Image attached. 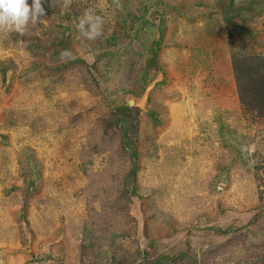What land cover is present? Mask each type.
Segmentation results:
<instances>
[{"label":"rangeland","instance_id":"1","mask_svg":"<svg viewBox=\"0 0 264 264\" xmlns=\"http://www.w3.org/2000/svg\"><path fill=\"white\" fill-rule=\"evenodd\" d=\"M98 1L110 28L95 40L72 29L64 37L72 57L62 68L48 52L33 55L23 35L0 28V68L13 67L8 88L0 73V264H108L115 248L133 253L140 241L152 260L184 250L187 239L195 264H235L232 235L207 229L244 226L264 188V170L254 168L264 166V126L240 114L232 78L242 45L263 52L261 27L248 13L207 8L212 0H199L203 8L193 0ZM194 7L201 14L190 17ZM122 19L129 24H115ZM229 20L249 23L253 40L227 27ZM236 31L244 43L233 42ZM113 32L116 43L107 46ZM29 33L43 45L38 30ZM150 50L159 70L149 67L144 76ZM142 86L136 196L127 215L146 237L118 238L112 250L95 237L103 247L93 246L84 223L101 204L89 203L81 145L125 91L135 96ZM123 161L116 157V165ZM102 165L97 159L92 168ZM239 233L264 246V216Z\"/></svg>","mask_w":264,"mask_h":264},{"label":"trees","instance_id":"2","mask_svg":"<svg viewBox=\"0 0 264 264\" xmlns=\"http://www.w3.org/2000/svg\"><path fill=\"white\" fill-rule=\"evenodd\" d=\"M198 2L199 0H193L194 5L198 8H203L202 2ZM31 3L32 0H28V4L31 5ZM216 5L217 7L219 6L218 10L226 13L231 11H237L239 15L248 13L250 19L257 20L256 22L261 27L259 30L264 39V0H212L211 4L207 5V8L213 9L216 8ZM42 7L45 9L46 15L41 18L39 23L33 25L30 22L28 24L23 34V40H25L28 50L33 55L41 50L48 52L61 68L64 66L62 62L65 59L61 58V52L66 50L67 45V40L64 37L74 28L77 29V32H80L77 25L86 13L101 18L103 21L101 31H106L110 28L106 15L100 9L101 6L98 0H44ZM186 11L190 17L201 14L195 7ZM142 18H145V14ZM41 22H46L47 26L44 27ZM124 23L126 26L129 24L125 19H122L121 22L116 20L115 24L122 26ZM225 24L227 27L233 25L230 27L231 29L235 30L238 28V30L243 31L248 40H253L255 33L249 23L237 25L229 20ZM29 30H38L44 36L43 45H40V39L30 35ZM4 33L6 37V32L2 34L4 35ZM49 34L52 35L46 38ZM127 34L125 33V35ZM234 35L233 42H237V39L240 44L244 43V37L239 34V31H236ZM15 36L18 37V34H15ZM229 38H231V35H229ZM116 39L115 32L110 33L108 37H105V44L107 46L115 45ZM134 42L139 45L138 39L132 43ZM262 50L263 52L260 54L247 52L246 46L242 45V51L235 55L232 60V78L240 114L249 115L253 120L264 126V49ZM149 52H151V57L142 69L144 76H146L149 67L159 70L156 65V53L151 50ZM127 53H130V49H128ZM72 62L79 63L80 60H73ZM9 71L12 73L13 67L3 63L0 73L3 86L6 88H8L5 84L6 75ZM142 80L146 81V78L143 77ZM141 88L143 89L135 96H141L144 93L146 88L144 86ZM127 93H130V91L124 92V94ZM12 123L14 124V122ZM139 127L140 110L126 106L122 101L121 105L112 109L106 116L97 119L91 124L90 128L86 129L80 149V161L84 176L88 180L86 189L88 188L89 203L96 202L101 204L99 211L91 209L87 216L89 222L84 223V229H89L85 230L86 234L83 232L84 239L92 242L93 246L103 247L95 240V237L102 239L104 243L106 242L105 244L108 245L109 249L114 248L113 242L118 238L133 236L136 239H140L144 236L146 237V233L143 234V232L139 233L137 231V222L128 220L127 215L128 204H131V198L136 196V172L140 153L137 148ZM225 129V126H220L219 132L223 133ZM0 138L4 139L5 137L0 136ZM120 155L124 156V158L126 156V162L123 161L121 164L116 165V157ZM97 159L103 165L100 168L93 169V163ZM254 168L257 171L264 170V166L261 167V165H256ZM33 176L25 177V180L30 182L27 187L29 184L30 187L33 186L36 182ZM22 194L23 199H25L26 192ZM251 212L253 213L251 219L242 227L229 226L225 229H207L219 237L232 235L229 240L236 247L233 258L235 264H264V246L247 243L245 237L239 233V231L247 229L259 217L264 216V188L258 192L257 204L253 205ZM129 223H131L130 226ZM184 246V250L181 249L175 254L159 255L152 260L149 259L150 254L148 252L140 249L139 244L137 251L129 254L126 250H122L119 247L113 250L107 261L108 264H195L196 260H190L189 258L191 251L189 239L185 241ZM151 247L149 244L147 249ZM86 250V247L82 248L83 252ZM135 257H139V260L132 263ZM97 263L107 264L101 261L95 262V264Z\"/></svg>","mask_w":264,"mask_h":264},{"label":"clouds","instance_id":"3","mask_svg":"<svg viewBox=\"0 0 264 264\" xmlns=\"http://www.w3.org/2000/svg\"><path fill=\"white\" fill-rule=\"evenodd\" d=\"M43 3L44 0H32L31 5L28 4V0H0V28L23 35L30 22L37 24L46 15L45 9L42 7ZM102 23L100 17L86 13L77 27L88 40H95L102 35ZM65 57L70 59L71 52L67 50L61 52V58Z\"/></svg>","mask_w":264,"mask_h":264},{"label":"water","instance_id":"4","mask_svg":"<svg viewBox=\"0 0 264 264\" xmlns=\"http://www.w3.org/2000/svg\"><path fill=\"white\" fill-rule=\"evenodd\" d=\"M8 79V76H7ZM7 83V81H6ZM123 102L126 106L130 107V108H135L138 110H143L145 102H146V98L143 97H136L132 94H126L123 97ZM144 241H140V247L143 248L144 247Z\"/></svg>","mask_w":264,"mask_h":264}]
</instances>
